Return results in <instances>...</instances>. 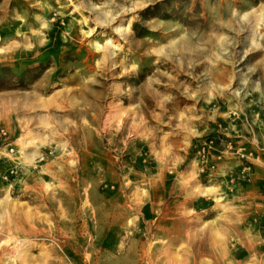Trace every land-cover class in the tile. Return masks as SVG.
Wrapping results in <instances>:
<instances>
[{
    "label": "rangeland",
    "instance_id": "rangeland-1",
    "mask_svg": "<svg viewBox=\"0 0 264 264\" xmlns=\"http://www.w3.org/2000/svg\"><path fill=\"white\" fill-rule=\"evenodd\" d=\"M75 1L0 0V264H264V164L193 149L264 156V0Z\"/></svg>",
    "mask_w": 264,
    "mask_h": 264
},
{
    "label": "built area",
    "instance_id": "built-area-1",
    "mask_svg": "<svg viewBox=\"0 0 264 264\" xmlns=\"http://www.w3.org/2000/svg\"><path fill=\"white\" fill-rule=\"evenodd\" d=\"M8 132L5 128H0V144L7 145V153L13 152L11 143H7ZM194 163L198 174L208 182L214 181L221 176H228L231 182L236 180L249 179L253 166L264 163V156L256 150L247 146H235L232 140L221 137H208L199 140L194 146ZM264 151V148H263ZM1 153V152H0ZM239 160L236 166L227 165L228 160ZM1 160V156H0ZM224 172L220 176L221 172ZM14 173V171H12Z\"/></svg>",
    "mask_w": 264,
    "mask_h": 264
},
{
    "label": "bare ground",
    "instance_id": "bare-ground-1",
    "mask_svg": "<svg viewBox=\"0 0 264 264\" xmlns=\"http://www.w3.org/2000/svg\"><path fill=\"white\" fill-rule=\"evenodd\" d=\"M70 2L71 6H74V11L78 12L83 20V23L87 26H90V21L88 16L84 13L83 11V7L81 6V4H78L75 0H68ZM125 14V13H124ZM125 15L121 14L119 16H117L116 18H114L113 20H118L117 23L118 25L115 27L116 31L119 32L121 35H123V32L127 29L130 30L132 23L131 20L129 21V24L124 28L123 27V19H121V17H123ZM255 21L252 22V28L253 31L255 32V36L256 33L258 32L259 29H261V26L264 24V12H262L261 14H256V17L254 18ZM96 29L95 28H91L89 32L94 31ZM110 43L113 45V47L117 48V49H121V44L119 43H115L112 40L110 41ZM96 44H98L96 42ZM98 48H100V46L98 45ZM112 55V54H111ZM109 56V54H107V57ZM16 59L15 54L13 53V51H11L9 49L8 46V37L6 35H4V33L2 32V30L0 29V61H12ZM195 190L198 191L199 193H201L202 195H207L209 193H214L216 190V187L214 185H204L202 183H200L198 180L195 183ZM220 200V199H218Z\"/></svg>",
    "mask_w": 264,
    "mask_h": 264
},
{
    "label": "crops",
    "instance_id": "crops-1",
    "mask_svg": "<svg viewBox=\"0 0 264 264\" xmlns=\"http://www.w3.org/2000/svg\"><path fill=\"white\" fill-rule=\"evenodd\" d=\"M250 148H252L253 149V146H250ZM264 164V163H263Z\"/></svg>",
    "mask_w": 264,
    "mask_h": 264
}]
</instances>
